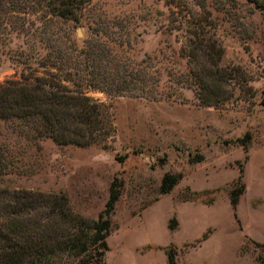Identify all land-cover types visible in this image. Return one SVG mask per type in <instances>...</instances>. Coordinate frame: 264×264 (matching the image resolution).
<instances>
[{"label":"rangeland","instance_id":"1","mask_svg":"<svg viewBox=\"0 0 264 264\" xmlns=\"http://www.w3.org/2000/svg\"><path fill=\"white\" fill-rule=\"evenodd\" d=\"M174 1L177 7L165 0H91L78 22L36 12L23 32L0 26V84L30 68L44 71L39 62L50 49L38 35L45 31L40 36L57 33L77 53L103 42L113 65L147 74L150 94L86 89L114 129L86 146L59 144L26 122L0 119V189L65 194L89 224L103 212L111 182H121L99 264H168L171 249L176 264H264V7ZM199 36L221 46L218 65L232 73L223 87L230 98L217 106L199 103L181 54ZM202 57L197 66H208ZM166 173L180 177L162 194ZM240 188L232 207L231 191ZM59 226L74 233L70 224ZM97 251L62 263L93 260Z\"/></svg>","mask_w":264,"mask_h":264},{"label":"trees","instance_id":"2","mask_svg":"<svg viewBox=\"0 0 264 264\" xmlns=\"http://www.w3.org/2000/svg\"><path fill=\"white\" fill-rule=\"evenodd\" d=\"M90 1L0 0V26L8 23L23 32L30 22L27 15L36 12H43L52 19L78 22L81 10ZM165 1H172L174 7L179 5L174 0ZM249 1L264 7V0ZM39 33V40L50 49L39 60V68L44 71L30 68L21 79L0 84V119L26 122L36 135L49 137L59 144L86 146L105 141L114 132L107 112L86 95V89L114 95H150L147 74L119 67L117 63L113 65L115 56L103 42L87 44L77 53L75 44L72 50L62 45L59 34L40 36L46 32ZM209 41V37H195L190 41L189 50L183 48L181 54L187 57L199 103L217 106L230 98L223 87L232 73L219 67L221 46ZM199 56H203L208 66H197ZM101 66H105L102 73L97 70ZM103 147L106 148V144ZM179 177L166 173L160 183V193L171 191ZM121 184L116 179L111 182L103 212L89 224L71 210L65 194L40 196L26 190L0 189V264H63V257H83L91 249H98L97 256L93 260L81 259L77 264H99L107 250L109 215L119 198ZM242 190L231 191L232 207L237 204ZM59 224H70L74 233L61 230ZM172 225L169 224V229ZM166 256L168 264H176L174 250L167 251Z\"/></svg>","mask_w":264,"mask_h":264}]
</instances>
